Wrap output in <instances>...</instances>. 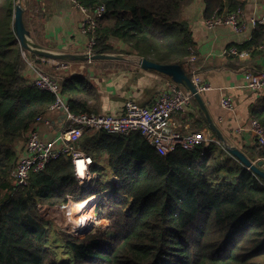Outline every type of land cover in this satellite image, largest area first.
Returning <instances> with one entry per match:
<instances>
[{
  "label": "trees",
  "instance_id": "trees-1",
  "mask_svg": "<svg viewBox=\"0 0 264 264\" xmlns=\"http://www.w3.org/2000/svg\"><path fill=\"white\" fill-rule=\"evenodd\" d=\"M77 1L90 11L104 7L94 54L122 52L182 68L194 54L181 19L192 0ZM16 2L0 0V264H264V181L216 143L163 156L139 132L85 131L74 146L93 159L98 190L79 188L65 155L32 173L26 186H15V142L55 102L24 76L26 62L13 28ZM240 7L241 0H204L203 16ZM236 48L251 60L264 56V24ZM61 91L73 114L95 113L97 94L88 76L62 79ZM249 118L264 127V99ZM242 150L250 161L264 158V146L255 140ZM104 158L116 188L101 182L108 174L101 169ZM102 192L99 212L106 230L82 238L60 233V246L53 245L40 206H64L68 197L82 202Z\"/></svg>",
  "mask_w": 264,
  "mask_h": 264
},
{
  "label": "crops",
  "instance_id": "crops-1",
  "mask_svg": "<svg viewBox=\"0 0 264 264\" xmlns=\"http://www.w3.org/2000/svg\"><path fill=\"white\" fill-rule=\"evenodd\" d=\"M241 1L245 17L261 14L264 0ZM22 7L23 23L35 44L57 55L76 56L85 53L87 38L81 32V23L85 15L72 0H22ZM203 11L204 0H192L182 10L181 19L191 32L193 56L196 58L192 64L190 57L183 65V69L186 73L195 69L202 80L210 86L208 91L200 94L208 116L226 143L235 144L234 147L244 153L242 150L244 146L249 147L254 141L248 130L249 111L251 108L257 110L262 108L264 99V91L257 94L246 88L244 72L264 70V56L251 60L249 56L240 59L228 55L229 48L240 46L250 40L253 29L248 26L242 33H236L228 26L208 30L204 25ZM111 44L115 48L126 50V46L118 41H112ZM26 54L29 58L32 57L28 52ZM138 57L131 54L119 57L118 60L92 62L68 60L64 61L67 63L66 69L56 67L50 70L60 79L88 76L97 94V99L91 103L94 112L121 115L127 101L139 106H151L156 98L174 83L164 74L141 68L134 60ZM24 76L29 82L34 79L27 62ZM224 96L232 99L233 112L221 107L220 101ZM201 114L206 120L198 103L193 99L189 109L173 115V128L185 134L201 124L200 129L207 136L221 143L210 130L208 123L200 122ZM47 117L50 121L49 126L42 123L34 125L45 141L55 138L65 126V116L61 111L48 112ZM104 167L110 171L107 158L101 161V169Z\"/></svg>",
  "mask_w": 264,
  "mask_h": 264
},
{
  "label": "built area",
  "instance_id": "built-area-1",
  "mask_svg": "<svg viewBox=\"0 0 264 264\" xmlns=\"http://www.w3.org/2000/svg\"><path fill=\"white\" fill-rule=\"evenodd\" d=\"M72 2L85 15L81 23V32L87 38L85 54H93L94 34L97 23L104 14V7L100 6L90 11L82 7L77 0H72ZM261 24H264V4L259 16L245 17L244 10L240 7L227 15L213 14L204 20V25L208 30L228 26L236 33L244 32L248 26L254 29ZM26 52L23 50L22 55L34 74L32 85L54 95L55 102L49 107L47 113L61 111L65 116V126L52 140H43L34 125L39 123L50 125L47 113H45L37 117L28 129L22 132L23 137H25L23 146L18 151L17 163L10 172V179L17 187L26 186L32 173L42 171L49 161L65 155L71 159L77 184L85 193L92 190L91 187L95 186L98 181V175L91 171L93 159L74 146V143L85 131H102L121 136H129L139 132L163 156L169 155L177 149L190 151L200 144L207 146L210 143H216L221 145L217 139H213L204 133L190 131L182 134L173 128V115L184 113L192 105L194 99L190 91L176 83H172L168 90L161 93L148 107L127 101L121 115L97 113L75 115L70 111L62 94V79L47 70L56 67L66 69L67 63L62 60L46 59L39 56L29 58ZM227 54L237 56L240 59H246L249 56L246 51L240 52L236 47L229 48ZM195 60L196 58L191 56L190 62L192 64ZM187 72L191 76V82L197 93L201 94L210 89V86L202 80L195 69ZM244 81L247 89L257 94L262 93L264 91V70L257 72L246 70ZM220 104L223 109L229 112L234 111V104L230 97H222ZM248 130L257 144L264 146V127L257 120H250ZM76 203L79 202H75L74 197H68L67 206L72 207ZM64 206L61 207L64 208Z\"/></svg>",
  "mask_w": 264,
  "mask_h": 264
},
{
  "label": "water",
  "instance_id": "water-1",
  "mask_svg": "<svg viewBox=\"0 0 264 264\" xmlns=\"http://www.w3.org/2000/svg\"><path fill=\"white\" fill-rule=\"evenodd\" d=\"M23 7L22 0H18L14 10L13 16V28L15 31V35L19 41L20 47L22 50L27 51L30 55L39 56L46 59L53 60H76V61H102V60H118L120 59L118 56L111 54H81L76 56L71 55H57L47 51L46 49L40 47L35 44L31 40V36L29 31L25 28L23 23ZM138 65L145 70H154L161 74H164L171 78V80L182 86L184 89L190 91L193 94L195 101L198 103L201 111L204 113L207 123L210 127V130L216 134L218 139L221 141L224 149L229 152L235 159H237L243 166H245L248 170L252 171L257 177L264 181V160H259L257 162L250 161L244 153H242L237 147L226 144V141L217 126L213 123V121L208 116L206 108L202 102L201 96L197 93L195 87L191 82L190 74L186 73V71L178 65H163L153 63L143 57H138L134 59Z\"/></svg>",
  "mask_w": 264,
  "mask_h": 264
},
{
  "label": "rangeland",
  "instance_id": "rangeland-1",
  "mask_svg": "<svg viewBox=\"0 0 264 264\" xmlns=\"http://www.w3.org/2000/svg\"><path fill=\"white\" fill-rule=\"evenodd\" d=\"M117 50H120V49L117 48ZM111 55H115L118 57L127 56V54L122 53V52L119 54L114 53ZM32 56H35V55H32ZM38 65H41V63H38ZM47 70L49 72L52 71L49 69H47ZM196 131L206 134L203 130H201L200 128H197V127L193 128L191 130V132H196ZM24 139H25V137H23V134H21V136L16 140L15 148L17 149V151H19V147L24 142ZM226 144L231 145V146H236L235 144H233L231 142L226 143ZM221 146L223 147L222 144H221ZM259 160H264V158H258L252 162H257ZM104 170L106 172H108V174L104 175V177L101 178L102 184L104 186L105 185L113 186L114 188L118 187L119 186L118 180L113 175H111V173L107 167H104ZM98 180H99V178H98ZM106 181L108 182V184H106ZM97 184H98V181L95 184V186H92L91 188L93 190H98ZM79 188L81 189L80 186H79ZM102 188H101V190H102ZM103 194H104V192L97 194L98 198L95 201H93L91 203V205H89L88 208H86V210L85 209L72 210V207H69L67 205L64 206V208H62L61 206H56V207L40 206L39 209L42 212L43 216L51 224V226L49 228L50 242L53 245L61 244L60 233L71 234L75 237L82 238L83 236H85L89 233H92V232H98V231L104 232L106 230L108 224H107V222H105L104 220H102L100 218V212H99L100 199H101ZM75 202H77V200H75ZM57 249H59V251L61 250L60 247ZM64 257H65V255H64ZM263 260H264V258H263Z\"/></svg>",
  "mask_w": 264,
  "mask_h": 264
},
{
  "label": "bare ground",
  "instance_id": "bare-ground-1",
  "mask_svg": "<svg viewBox=\"0 0 264 264\" xmlns=\"http://www.w3.org/2000/svg\"><path fill=\"white\" fill-rule=\"evenodd\" d=\"M98 198V195L95 196H91L90 198L85 199L82 202L76 203L75 205L72 206V210H81V209H85L86 207H88L89 205H91V203L93 201H95ZM89 225V224H88ZM88 227V226H87Z\"/></svg>",
  "mask_w": 264,
  "mask_h": 264
},
{
  "label": "snow or ice",
  "instance_id": "snow-or-ice-1",
  "mask_svg": "<svg viewBox=\"0 0 264 264\" xmlns=\"http://www.w3.org/2000/svg\"><path fill=\"white\" fill-rule=\"evenodd\" d=\"M82 167V166H81Z\"/></svg>",
  "mask_w": 264,
  "mask_h": 264
}]
</instances>
